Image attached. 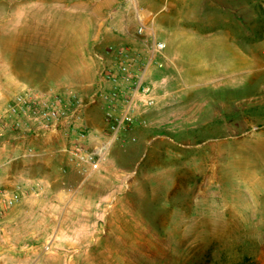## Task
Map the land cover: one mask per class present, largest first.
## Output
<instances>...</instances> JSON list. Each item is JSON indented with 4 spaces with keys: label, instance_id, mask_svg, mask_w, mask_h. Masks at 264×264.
I'll return each mask as SVG.
<instances>
[{
    "label": "rangeland",
    "instance_id": "rangeland-1",
    "mask_svg": "<svg viewBox=\"0 0 264 264\" xmlns=\"http://www.w3.org/2000/svg\"><path fill=\"white\" fill-rule=\"evenodd\" d=\"M141 2L167 44L155 104L80 188L63 137H0V190L21 197L0 223V264H264V0ZM23 4L0 0V41ZM64 72L63 60L0 59V113L18 82L64 89ZM93 78L73 89L91 144L111 108Z\"/></svg>",
    "mask_w": 264,
    "mask_h": 264
},
{
    "label": "built area",
    "instance_id": "built-area-1",
    "mask_svg": "<svg viewBox=\"0 0 264 264\" xmlns=\"http://www.w3.org/2000/svg\"><path fill=\"white\" fill-rule=\"evenodd\" d=\"M129 19L122 34L128 46H109L100 55L97 91L108 94L110 104L103 140L91 144L84 127L85 102L73 90L49 89L42 92L24 90L0 113V137L15 134L25 137L61 136L72 147L76 162L83 173L78 188L101 170L120 134L136 119V112L153 106L156 88L150 81L152 68H162L167 44L156 28V14L141 0H109ZM119 106L121 110L119 111ZM21 200L17 191L0 190V223Z\"/></svg>",
    "mask_w": 264,
    "mask_h": 264
},
{
    "label": "crops",
    "instance_id": "crops-1",
    "mask_svg": "<svg viewBox=\"0 0 264 264\" xmlns=\"http://www.w3.org/2000/svg\"><path fill=\"white\" fill-rule=\"evenodd\" d=\"M22 1L24 4L18 15L19 19L11 22L15 27L13 41L10 42L11 39L0 41V59L63 60L66 64V72L54 80L64 86L61 88L87 90L90 86H94V81L84 83V79L87 76L94 78L97 76L100 69V55L105 53L109 46L121 45L127 41L122 31L129 19L121 10L116 11L113 18L110 17L111 10L115 6L112 1ZM16 14L18 12L15 16ZM45 31H56L58 34L62 31L63 38L54 42L58 50L54 52L47 50L48 46L54 44L51 43L52 40L43 37ZM15 86L18 93L24 90L33 91L32 86L25 83L18 82Z\"/></svg>",
    "mask_w": 264,
    "mask_h": 264
}]
</instances>
